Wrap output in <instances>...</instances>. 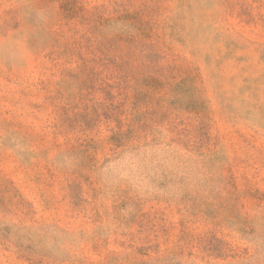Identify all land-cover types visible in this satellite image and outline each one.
Returning <instances> with one entry per match:
<instances>
[{
    "label": "rangeland",
    "instance_id": "374dc122",
    "mask_svg": "<svg viewBox=\"0 0 264 264\" xmlns=\"http://www.w3.org/2000/svg\"><path fill=\"white\" fill-rule=\"evenodd\" d=\"M0 264H264V0H0Z\"/></svg>",
    "mask_w": 264,
    "mask_h": 264
}]
</instances>
